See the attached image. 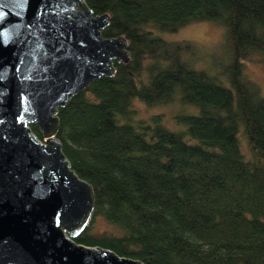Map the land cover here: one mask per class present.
Here are the masks:
<instances>
[{"label":"trees","instance_id":"trees-1","mask_svg":"<svg viewBox=\"0 0 264 264\" xmlns=\"http://www.w3.org/2000/svg\"><path fill=\"white\" fill-rule=\"evenodd\" d=\"M85 2L108 13L101 34H123L130 57L58 107L56 137L93 190L74 240L146 264H264V96L241 71L242 59L264 49V0ZM203 19L223 28L228 62L219 73L195 65L194 41L158 33ZM134 98L197 111L181 117L185 130L167 128L160 114L132 123ZM95 215L114 229L89 232Z\"/></svg>","mask_w":264,"mask_h":264},{"label":"water","instance_id":"water-1","mask_svg":"<svg viewBox=\"0 0 264 264\" xmlns=\"http://www.w3.org/2000/svg\"><path fill=\"white\" fill-rule=\"evenodd\" d=\"M107 24L85 0H0V264H146L74 240L93 190L56 137L58 107L130 57Z\"/></svg>","mask_w":264,"mask_h":264},{"label":"rangeland","instance_id":"rangeland-1","mask_svg":"<svg viewBox=\"0 0 264 264\" xmlns=\"http://www.w3.org/2000/svg\"><path fill=\"white\" fill-rule=\"evenodd\" d=\"M168 40L188 39L194 41L198 46L197 55L193 61L196 66L208 70L209 73H219L228 62L227 46L223 39L222 26L213 20H198L178 27L174 31L158 32ZM241 71L243 75L256 83L258 93L264 96V49L254 51L249 57L242 59ZM223 72V71H222ZM134 111L128 114L130 122L143 118L150 121V117L160 114V121L167 128L172 130H185V125L181 117L186 113H195L196 106L180 103L177 99L159 104H146L142 100L134 98L132 100ZM239 141V147L242 153L247 157L250 155L247 140L238 127L236 133ZM183 137L194 141L195 138L188 137L184 132ZM114 226L105 221L100 215H95L90 221L89 232L101 234L113 230Z\"/></svg>","mask_w":264,"mask_h":264}]
</instances>
